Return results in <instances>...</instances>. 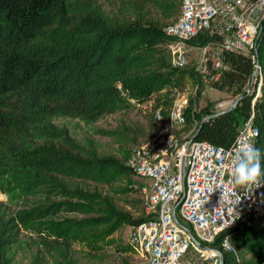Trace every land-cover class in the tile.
<instances>
[{
	"label": "trees",
	"instance_id": "16d2710c",
	"mask_svg": "<svg viewBox=\"0 0 264 264\" xmlns=\"http://www.w3.org/2000/svg\"><path fill=\"white\" fill-rule=\"evenodd\" d=\"M100 1L0 0V169L24 173L31 188L43 193L33 206L0 223V264H8L6 252L18 241L20 225L40 234L46 248L62 251L76 242L92 245L125 224L148 218L145 214L134 219L109 196L76 183L110 184L130 167L114 156L86 151L66 128L52 122L54 116L92 121L133 108L134 102L150 101L166 119L175 91L192 77L197 88L183 126L193 128L190 136L199 129L196 139L227 147L252 117L259 131L256 147L264 151V20L257 41L260 92L256 87L247 90L254 72L252 57L227 52L228 69L210 86L241 99L201 125L209 114L198 105L204 81L190 62L184 68L171 65L164 46L172 38L165 27L158 21L113 16ZM137 1L162 4L170 14L179 10L172 22L181 13L182 0ZM205 40L201 36L188 42ZM162 91L164 96L155 98ZM60 212L83 217L56 219ZM229 234L239 255L218 247L226 235L222 233L214 245L222 250L224 264H264V215ZM124 250L132 248L127 244Z\"/></svg>",
	"mask_w": 264,
	"mask_h": 264
},
{
	"label": "built area",
	"instance_id": "2783aa9c",
	"mask_svg": "<svg viewBox=\"0 0 264 264\" xmlns=\"http://www.w3.org/2000/svg\"><path fill=\"white\" fill-rule=\"evenodd\" d=\"M263 20L264 0H182L179 18L165 27L175 53L171 65L186 67L189 50L182 47L202 36L206 40L196 42L201 55L193 68L204 83L221 79L228 69L227 52H241L252 57L253 87L259 93L263 72L257 41ZM189 103L184 91H175L170 125L187 123ZM134 104L147 108L150 101ZM157 117L162 120L160 110ZM258 133L250 117L227 147L167 132L134 149V171L150 181L140 187L148 218L129 225L128 244L135 256L131 264H221L218 247L225 237L231 240L229 231L251 226L264 215V178L239 186L231 175L237 142L256 146ZM222 249L239 255L232 241Z\"/></svg>",
	"mask_w": 264,
	"mask_h": 264
},
{
	"label": "rangeland",
	"instance_id": "374dc122",
	"mask_svg": "<svg viewBox=\"0 0 264 264\" xmlns=\"http://www.w3.org/2000/svg\"><path fill=\"white\" fill-rule=\"evenodd\" d=\"M99 3L107 13L113 16L126 19L137 18L143 22L158 21L164 27L179 15V10L177 13L170 14L165 12L162 4L140 3L137 0H101ZM186 44V47H182V51L189 50L187 51L188 60L190 65H193L199 60L201 51L196 48V42ZM164 48L167 59L171 61L175 53L170 41ZM196 88L197 83L189 77L180 91H184L189 99H193ZM164 91L157 93L155 98L163 97ZM237 97L226 90H220L204 83L203 93L198 102L199 109L203 108L204 114L209 113L205 115L206 117L227 109ZM159 110L160 108L155 110L150 103L147 108L134 106L105 114L92 121L61 115L52 117V122L58 127L66 128L72 138L86 151L114 156L130 167L128 174L120 176L110 184L92 181L76 183L109 196L117 208L128 212L134 219L146 214L140 187L150 181L135 173L134 149L160 134L172 132L178 137H188L193 131V128L170 125L168 118L162 117V120H159L157 117ZM27 181L28 178L24 173L11 168L0 169V223L15 217L19 210L33 206L43 199L42 190H34ZM54 199L62 200L58 197ZM65 216L77 219L83 217L60 212L56 219H62ZM129 235L130 226L125 224L112 235L98 239L92 245L76 242L59 251L46 248L42 244L40 234L20 225L18 241L7 250L6 255L8 264H126L128 259L133 260L135 257L133 251L124 250L127 247Z\"/></svg>",
	"mask_w": 264,
	"mask_h": 264
},
{
	"label": "clouds",
	"instance_id": "9594fccd",
	"mask_svg": "<svg viewBox=\"0 0 264 264\" xmlns=\"http://www.w3.org/2000/svg\"><path fill=\"white\" fill-rule=\"evenodd\" d=\"M264 151L250 144L237 142L232 157V180L239 186L258 184L264 178ZM230 237H225L221 247H229Z\"/></svg>",
	"mask_w": 264,
	"mask_h": 264
},
{
	"label": "water",
	"instance_id": "95a60500",
	"mask_svg": "<svg viewBox=\"0 0 264 264\" xmlns=\"http://www.w3.org/2000/svg\"><path fill=\"white\" fill-rule=\"evenodd\" d=\"M255 76H256V72L254 71L253 74H252L251 82L249 83V85H248V87H247V90H248L249 92L252 91V89H253L254 78H255ZM240 99H241V96H238V97L235 99V101H234V102H233V103H232L227 109H225V110H223V111H219V112L213 113V114H210V115L204 117V119H203L202 122H201V125H202L204 122L209 121L211 118L216 117V116L219 115L220 113H222V112H224V111H227V110H231L232 108H234V107L239 103ZM198 131H199V129L193 134V137H192L193 139L196 138V136H197V134H198ZM194 240H196V239L194 238ZM218 253H219L220 258H221V264H224V255H223V252L220 251V250H218Z\"/></svg>",
	"mask_w": 264,
	"mask_h": 264
}]
</instances>
